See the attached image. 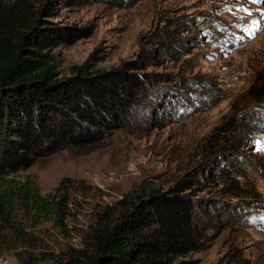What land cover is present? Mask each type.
<instances>
[{"label": "rangeland", "instance_id": "rangeland-1", "mask_svg": "<svg viewBox=\"0 0 264 264\" xmlns=\"http://www.w3.org/2000/svg\"><path fill=\"white\" fill-rule=\"evenodd\" d=\"M33 1L36 7L49 1V25L89 33L72 45L53 48L61 76L87 60L99 70L141 61L147 74L194 82L176 86L183 101L173 109H164L155 93V100L140 104L125 126L103 140L67 146L16 175L34 179L43 194L54 192L65 178L75 180L66 231L51 222L29 228L40 243L38 252L55 257L65 247H82V235L99 212L127 193L166 190L199 171L194 190L204 245L187 259L195 264H264V150H258L264 149V0ZM163 32L179 42L176 57L151 56ZM256 117L261 127L241 129L238 149L224 156L245 168L237 180L243 196L235 197L226 193L227 183L215 170L219 156L213 135L228 128V122ZM231 205L241 212L222 213ZM0 264L19 263L9 251Z\"/></svg>", "mask_w": 264, "mask_h": 264}, {"label": "trees", "instance_id": "trees-1", "mask_svg": "<svg viewBox=\"0 0 264 264\" xmlns=\"http://www.w3.org/2000/svg\"><path fill=\"white\" fill-rule=\"evenodd\" d=\"M51 16L49 1L36 7L33 0H0V257L12 251L19 264L47 259L56 264H195L187 258L202 249L205 237L194 190L199 171L166 190L127 193L99 212L82 235V247H65L55 257L38 252L40 243L29 228L51 222L66 231L75 180L65 178L54 192L43 194L34 179L16 175L67 146L103 140L125 126L140 104L155 100V93L164 109H173L183 101L176 86L194 84L177 75L147 74L141 61L99 70L87 60L75 65L71 75L61 76L53 48L72 45L89 33L49 25ZM159 43L151 56L164 60L179 53V42L169 33L163 32ZM259 121L228 122V128L213 135L219 156L215 170L224 177L227 194L243 196L237 180L245 168L224 156L238 149V134L245 132L241 129L261 127ZM214 136L221 141L216 143ZM233 210L242 208L231 205L222 213L236 216Z\"/></svg>", "mask_w": 264, "mask_h": 264}, {"label": "snow or ice", "instance_id": "snow-or-ice-1", "mask_svg": "<svg viewBox=\"0 0 264 264\" xmlns=\"http://www.w3.org/2000/svg\"><path fill=\"white\" fill-rule=\"evenodd\" d=\"M258 150H264V149H261V148L258 146Z\"/></svg>", "mask_w": 264, "mask_h": 264}]
</instances>
